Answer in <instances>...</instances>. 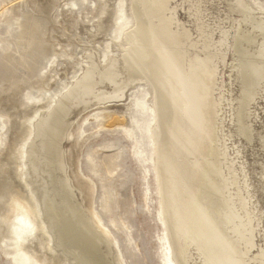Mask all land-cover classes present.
Wrapping results in <instances>:
<instances>
[{
    "label": "bare ground",
    "instance_id": "bare-ground-1",
    "mask_svg": "<svg viewBox=\"0 0 264 264\" xmlns=\"http://www.w3.org/2000/svg\"><path fill=\"white\" fill-rule=\"evenodd\" d=\"M14 1L19 0L2 4L0 21L11 14ZM175 1L129 0L132 27L123 31L121 41L118 37L126 24L111 31L119 55L104 53L100 61L98 53H88L82 73H73L74 81L60 88L49 111L23 119L11 144L2 132L4 116L0 117V155L13 148L11 155H3L14 159L13 174L29 189L27 195L6 183L0 193V217L6 218L0 241L12 237L15 242L7 255L16 260L23 257L20 246L27 234L36 253L44 246L51 252L56 259L52 264H124L115 259L112 239L92 208L83 207L77 198L65 173L61 141L71 110L120 98L129 87L145 81L152 100L139 142L146 177L142 193L148 205L156 206L162 225L159 248L167 253L165 260L189 264L192 247L202 264H264L262 251L252 252L261 215L250 206L246 180L238 178L223 147L224 103L218 93L219 65L230 51L234 79L240 85L238 97L233 98L236 136L249 137L247 110L264 83V19H257L244 0H226V19L233 13L241 16L231 18L238 24L228 32L220 17L209 19L212 26L206 21L210 0ZM179 7L186 11L194 32L177 17ZM17 20L14 14L11 21ZM104 26V21H98L97 31ZM147 92H142L145 101ZM44 95L35 99L24 95L21 103L38 104ZM149 164L154 166V179ZM4 172L2 166L0 174Z\"/></svg>",
    "mask_w": 264,
    "mask_h": 264
},
{
    "label": "rangeland",
    "instance_id": "rangeland-1",
    "mask_svg": "<svg viewBox=\"0 0 264 264\" xmlns=\"http://www.w3.org/2000/svg\"><path fill=\"white\" fill-rule=\"evenodd\" d=\"M8 1L0 0V7ZM19 1L12 3L11 14L0 21V117L4 116L2 119L6 121L2 132L10 144L20 132L23 119L53 107L58 93L62 92L60 88L72 84L73 73H82L80 68L86 66L84 57L88 53H98L100 61L104 53L117 57L120 46L111 40L115 36L111 31L126 24L118 37L121 41L123 31L133 25L129 0ZM244 2L254 9L257 19H264V0ZM226 4V0H210L206 21L212 26L215 24L209 19L220 17L219 21L229 32L233 30L232 24H238L237 21L231 23V18L241 16L233 13L227 20ZM14 14H18L16 22L11 21ZM177 17L191 32L195 31L184 8L177 9ZM98 21H104L105 25L99 32ZM217 34L218 31L214 38ZM234 63V55L228 51L219 65L221 87L218 93L224 103L220 112V133L232 169L238 178L246 180L250 206L261 215L252 252L262 251L264 256V83L247 110L245 120L251 134L237 137L233 98L238 97L240 85L234 79ZM146 90L149 92L145 101L142 92ZM41 93L45 95L38 104L21 103L24 95L35 99ZM149 100H152V91L142 81L129 87L120 98L92 102L88 106L82 104L68 115V131L61 141L65 173L77 198L83 207L92 208L99 224L112 239L115 259H122L124 264H170L165 260L164 248H159L162 225L155 215L156 206L148 205L142 193L146 177L141 171L139 142ZM12 152L13 148H9L8 156ZM3 154L0 168L4 166L5 172L0 174V193L9 183L13 190L28 195L29 189L13 174L14 159ZM149 172L154 179L155 169L151 164ZM5 224L6 218L1 216L0 235L5 231ZM14 243L12 237L4 243L0 241V264H52L56 260L49 250L45 251V246L36 253L27 234L20 246L23 257L16 260L13 255H7ZM189 251V264H202L197 251L192 247Z\"/></svg>",
    "mask_w": 264,
    "mask_h": 264
}]
</instances>
